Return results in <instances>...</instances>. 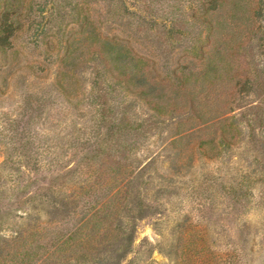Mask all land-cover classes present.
Masks as SVG:
<instances>
[{
	"label": "rangeland",
	"instance_id": "374dc122",
	"mask_svg": "<svg viewBox=\"0 0 264 264\" xmlns=\"http://www.w3.org/2000/svg\"><path fill=\"white\" fill-rule=\"evenodd\" d=\"M58 2L49 27L64 34L22 33L16 54L0 51V264H98L139 201L120 264H264V0ZM87 34L182 92L148 100L93 49L68 58ZM210 67L188 85L202 119L180 95L191 70ZM118 189L106 207L116 217H87ZM51 190L75 199L70 216L51 213Z\"/></svg>",
	"mask_w": 264,
	"mask_h": 264
},
{
	"label": "trees",
	"instance_id": "16d2710c",
	"mask_svg": "<svg viewBox=\"0 0 264 264\" xmlns=\"http://www.w3.org/2000/svg\"><path fill=\"white\" fill-rule=\"evenodd\" d=\"M213 1L216 2L219 0ZM49 4H51V7L50 10H48L49 16L47 19L45 12ZM59 4L60 3L58 0H0V51H2V53H6L10 50L12 53L16 54L19 51L17 50V41L19 40L22 33H27L30 35V37H34V41H38L39 37L45 34L50 35L51 37L64 34V30L60 26L57 32H54L52 27H49V23L59 18L58 13L61 7ZM60 18L63 20V15L60 16ZM100 39L101 38H99V40ZM84 40L85 42L83 44L82 42ZM95 40H98V38L87 34L85 38L80 39V41L77 42L78 45L70 43L66 52L68 55L66 56L68 58H73L75 62H82V58L85 59L83 56H85L88 51L93 49V52L95 53L94 57H97L99 60L98 65L102 63L103 68L111 70L113 74H115L116 79H120L121 81L128 83L130 86L134 85L136 88H141L140 95L142 97L145 96V98H149L148 100L153 101L156 100V98L160 99L163 95V90L172 88L171 83L169 82H167L165 86L162 83L154 82L153 77L145 67L144 61L132 56L130 50L127 48L125 49L121 43H113V41L106 37L101 40L102 44H95ZM80 57L81 59H79ZM99 69L100 68H97L96 78L94 81L96 87H99L101 82L104 80V75L102 74L103 70L101 72ZM211 69L212 67H210L204 75L200 74V76L202 75L201 77L196 71L191 70V72L185 77L186 81L184 80L183 84L186 86V88L182 93V96L180 95L182 98L181 101L190 106L192 110L191 113H193L192 115L202 119L205 116V111H201L202 109L198 107L200 101L197 97V93L195 90H193V88L191 89V87H188V85H191L193 80L204 78L206 75L209 76L208 74L211 72L209 70ZM200 73L203 72L200 71ZM171 90L174 93L182 92L178 89ZM68 92L71 93L70 91ZM100 96L105 98V95L102 93ZM104 105H102L101 108H104ZM104 109L105 111H103L101 115L102 121L109 123L110 119L108 117V110L106 108ZM210 126H212V124ZM113 127L114 126H110L109 130H111ZM194 130L195 129L191 125L190 127L184 128L183 130L182 127H180V129H178L176 132L182 133L186 131V135L189 136L193 134ZM209 142L213 143L214 138H212ZM102 144L105 145L104 142H102ZM53 187L55 189L56 184L53 185ZM119 192L120 190L118 189L116 192H111L105 197H99L87 217H91V219L92 217H116L117 211L114 209L107 211L106 207L108 205L107 202L111 201V199L116 197V195H119ZM45 196L51 207V213H53V215L62 214L64 217H68L70 214H72V212L75 211L74 205L71 207L69 206V203L73 204L75 199L72 198V200H68L66 197L62 199L58 194H56L54 190H51L48 194L46 193ZM138 204V213H130L129 209V215L131 214L129 216L130 218H128L126 222H122V220L119 219L120 223L118 229H121L120 242H118L119 244L114 243L109 245L108 250H110L112 254L99 258L97 261L98 264H120L122 260L132 252L138 225L137 221L143 218V216L146 214V208L143 206L142 202L139 201ZM63 242L66 244L69 243L68 240H64ZM73 244L74 243L72 242L71 246H77V243L74 245ZM228 263L231 264V260Z\"/></svg>",
	"mask_w": 264,
	"mask_h": 264
}]
</instances>
